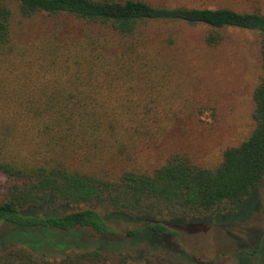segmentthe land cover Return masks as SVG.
Listing matches in <instances>:
<instances>
[{
    "label": "trees",
    "instance_id": "trees-1",
    "mask_svg": "<svg viewBox=\"0 0 264 264\" xmlns=\"http://www.w3.org/2000/svg\"><path fill=\"white\" fill-rule=\"evenodd\" d=\"M41 14L75 26L56 21L36 41L19 42L15 16ZM155 22L209 25L211 46L228 26L262 34L255 127L216 166L179 152L154 166L144 157L145 147L167 138L173 107L165 102L179 90L173 94L177 64L165 52L173 37L164 46L142 36ZM263 183L264 13L149 0H0V222L10 226L0 237V247L10 244L0 249V264H170L171 255L139 260L142 250L80 240L85 232L104 240L117 224L132 223V244L158 248L199 224L233 227L260 208ZM245 230L233 254L240 264H262L264 226ZM54 246L66 251L35 253Z\"/></svg>",
    "mask_w": 264,
    "mask_h": 264
},
{
    "label": "rangeland",
    "instance_id": "rangeland-1",
    "mask_svg": "<svg viewBox=\"0 0 264 264\" xmlns=\"http://www.w3.org/2000/svg\"><path fill=\"white\" fill-rule=\"evenodd\" d=\"M149 1L170 6L230 7L239 11L264 13V0ZM56 21L68 27L75 26V22L68 18H55L47 14L29 19L16 15L14 34L21 43L33 42L43 29L52 28ZM213 29L206 24L155 22L141 30L142 36L163 45L167 38L173 37V45L167 44L169 48L164 46L166 55L177 64L176 84L171 88L173 94L179 86L172 104L168 98L165 102L173 107V118L170 120L172 128L167 138L144 148L143 154L148 166H154L177 152L187 154L201 166H216L222 160L223 151L239 145L255 127L253 92L262 75V34L256 30L228 26L218 29L223 36L222 42L211 46L207 44L206 36ZM256 195L260 208L258 206L253 210L249 220L229 228L199 224L181 231L177 237H166L164 245L158 248L148 245L146 248V244L141 242L132 244L126 238L127 230L137 225L132 223L117 224V232L104 240L96 233L85 232L86 238L80 241L89 247L115 242L119 246L118 250H142L138 255L139 260L144 255L159 258L167 254L173 259L172 262L169 260L170 264L174 260L177 264H192L188 258L209 261L211 264H240L233 254V250L237 249V237L242 238L247 228L261 229L264 226V183L257 188ZM9 229L10 226L0 222V237ZM11 236L14 240L23 238L15 232ZM25 238L42 239L38 234H26ZM262 245L261 262L264 264V243ZM7 246L10 244L4 243L0 249ZM65 251V248L58 246L50 249L38 247L35 253L53 258Z\"/></svg>",
    "mask_w": 264,
    "mask_h": 264
}]
</instances>
